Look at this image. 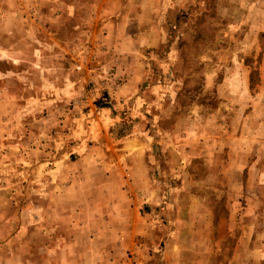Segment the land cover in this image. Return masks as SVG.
I'll list each match as a JSON object with an SVG mask.
<instances>
[{
	"label": "rangeland",
	"instance_id": "obj_1",
	"mask_svg": "<svg viewBox=\"0 0 264 264\" xmlns=\"http://www.w3.org/2000/svg\"><path fill=\"white\" fill-rule=\"evenodd\" d=\"M116 192L84 221L147 229L107 264H264V0H0V256L61 264Z\"/></svg>",
	"mask_w": 264,
	"mask_h": 264
},
{
	"label": "crops",
	"instance_id": "obj_2",
	"mask_svg": "<svg viewBox=\"0 0 264 264\" xmlns=\"http://www.w3.org/2000/svg\"><path fill=\"white\" fill-rule=\"evenodd\" d=\"M135 144V145H134ZM124 147H126L125 149L132 154V156H137V158H134L133 160H131V167H139L141 172V180L142 182L140 183H135L136 185L134 186V184H131L133 186V188H138V189H143V186L148 190L150 189V187L148 186V181L145 182V179L148 177V168L149 165L148 163L145 161V154L139 152L141 149L139 148V143L136 142L135 140H133L132 144H125ZM142 151H146V150H142ZM134 162V163H133ZM133 182V181H132ZM143 184V186H142ZM117 184H113L112 188L113 190H115ZM67 191V190H66ZM65 191V193H66ZM122 195V194H121ZM118 197V193H115V197L114 198H110L109 200V207L107 208V211H105L102 208V205H104V203L102 202L101 198H93L90 200H86L84 199V197H80L78 198L77 203L74 205V207H71L72 209L68 211L70 212L71 216H68L67 212H64L65 209L63 208V206L61 207V211L57 212L58 215H60L59 220L62 219V221H59V225L65 223L67 224V229L68 231H74V234H78V237L71 235L72 237L69 238V235L67 236H63L61 235V239L62 241H64L61 247V251L63 252V256H61V259L59 260V262L61 264H85V258H83L81 255V252L86 250L87 246H92V247H106L108 248V251L104 252V256H102L101 254H99L98 252H94L93 253V260L90 261H86V263H91V264H100L102 262V259L104 260L105 264L110 263V262H117V254H118V248H122V247H131L134 246L135 243V239L136 236L141 232V231H145L144 229L145 226L142 225H137L134 224L132 221H128L127 219H123V222H117L114 224H99V220L96 221L94 219L92 220H87L84 221L83 216L88 214L93 215V217H97L98 215H100V213H107V216L109 217V215H111L112 217H118V216H123L125 214H129L134 208L131 207L132 201H136L137 198H130L129 196H124L122 195L119 199ZM65 198V196L63 197V199ZM117 198V199H116ZM104 199V197L102 198ZM132 199V200H131ZM145 206L146 203L148 202L147 198L146 200L143 201ZM88 204H92V206H94V208L92 206H89ZM149 204V203H147ZM81 206H84V208H82L84 210V212L81 213ZM89 207V208H88ZM78 209V211L76 212V210ZM80 208V209H79ZM67 210V209H66ZM74 210V211H72ZM134 212V210H133ZM97 213V214H96ZM105 213V214H106ZM37 215V214H36ZM97 215V216H96ZM74 216V217H73ZM41 217L40 215H37L35 217V223L39 222V219ZM106 217V218H108ZM76 218V219H74ZM97 219H99V216L97 217ZM97 224H99L97 226ZM34 226V225H33ZM57 226V225H56ZM35 227V226H34ZM36 228V227H35ZM22 229H26L25 227ZM47 230V229H46ZM36 231V229H35ZM86 231H90L92 232V234H96L98 236L99 233V237L94 236V237H89V238H83L81 237V232H86ZM103 231L106 232H111V233H103ZM100 233L102 235H100ZM142 233V232H141ZM106 235H108V237H105ZM74 236V237H73ZM139 238V235L137 236V239ZM55 236L51 235V243L54 242ZM61 242V241H60ZM7 242L0 240V247L1 246H6ZM20 247H22V244H19ZM46 246V251L50 249L51 247L48 246L47 244L44 245ZM69 248H74L77 249V252L75 254H69L71 253L68 252L66 254V252L69 250ZM80 249V250H79ZM21 250H18L16 252V254L19 255H15L14 257V264H25V262H28L29 264H38L39 261L37 257H32L29 258L28 260L25 259V256L23 254H20ZM5 256L1 255L0 259L2 264H6V259H4ZM47 264H50L51 262V258L50 257H46L45 258ZM58 262V263H59Z\"/></svg>",
	"mask_w": 264,
	"mask_h": 264
}]
</instances>
